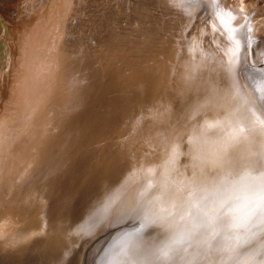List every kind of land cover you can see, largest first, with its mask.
<instances>
[{"label":"bare ground","instance_id":"1","mask_svg":"<svg viewBox=\"0 0 264 264\" xmlns=\"http://www.w3.org/2000/svg\"><path fill=\"white\" fill-rule=\"evenodd\" d=\"M202 1L189 14L177 0H6L14 9L0 11V264H80L83 242L86 264H117L127 236L92 243L101 225L87 228L99 217L101 227L134 218L129 234L150 240L162 229L143 228L141 209L202 173L226 177L213 205L215 243L180 234V254L162 264H264V216L249 204L264 182V0ZM242 35L258 66L238 90L228 73ZM82 60L94 86L77 85ZM92 208L100 216L86 225Z\"/></svg>","mask_w":264,"mask_h":264},{"label":"snow or ice","instance_id":"2","mask_svg":"<svg viewBox=\"0 0 264 264\" xmlns=\"http://www.w3.org/2000/svg\"><path fill=\"white\" fill-rule=\"evenodd\" d=\"M195 2L196 0H192V3ZM233 43L236 46L234 57L238 60L240 44L235 39ZM262 104H264V97H262ZM225 181L226 177L223 175L209 176L202 173L199 181L192 180L179 187L165 186L154 202L150 201L141 209L143 223L149 227L160 226L162 231L155 233L150 240H145L141 232L129 234L126 238L128 249L117 264H162V260L171 259L180 254L177 248L180 234H183L185 240L195 239L197 246L200 244L212 246L215 243L213 233H218V229L212 228V225L219 223L220 219L215 214L216 209L213 205L223 192L228 191ZM177 198L180 200L181 211L173 214L170 208L176 206ZM166 203L167 206H165ZM249 204L252 215L259 212L261 216H264V182L261 183L258 193ZM153 207L156 211L150 215ZM133 210L136 209L133 208ZM232 251L238 254L235 247Z\"/></svg>","mask_w":264,"mask_h":264},{"label":"water","instance_id":"3","mask_svg":"<svg viewBox=\"0 0 264 264\" xmlns=\"http://www.w3.org/2000/svg\"><path fill=\"white\" fill-rule=\"evenodd\" d=\"M177 1H179L180 5H182L184 7L183 11H185V12H187L189 14L191 13V10L193 8L191 6V4H194V3H192V0H177ZM198 1L201 2L202 0H196L195 3H200ZM202 4L204 5L205 3L203 2ZM133 6L139 11L138 7H136L135 5H133ZM128 8L129 7L126 8V6L123 7V10L126 11V14H128V11H127ZM213 9H214V4L212 6H206V8L204 7V9H202L200 12H198V16H200V20L201 21L205 20L208 17L209 13L211 11H213ZM143 11H145V10H142V13H140V12H137V13L141 14L143 16ZM132 15L134 16V19H135V16H137V15H134L133 13H132ZM140 17L141 16H138L136 18L140 20L141 19ZM127 18L130 20L131 16H128ZM193 20L194 19H192V21H190V22L193 23ZM124 30H126V29H124ZM98 34H99V32H98ZM89 36H90L89 40L94 42L93 41V36H92V34L90 32H89ZM111 38H112V36L109 37V39H111ZM109 39H106V40H109ZM239 39L241 40V44H242V47H241V50H240V54H239L240 63L238 65L234 75L231 74V72L228 71L229 72L228 74L230 76L228 78H230V82H232L234 85H236L238 87V90H241V87H239V86L244 83L243 82V81H245L244 79H248V77H250L251 75L254 74V72L256 71L255 69H257L258 65H253V63H252V61H253L252 60L253 59V57H252V47H251V44H250L251 41H252V38L249 35H242ZM249 41H250V43H249ZM91 66L88 68V64L85 63V60H82L79 63V65H78V69H79L80 73L78 71L74 72L76 75L78 74V76H79V78L77 79V85L79 86V88L80 87H82V88L84 87V82L85 81L89 82L90 84L92 83L91 86H94L95 78L91 77L92 76L91 73H90ZM80 78H81V80H80ZM78 81H79V83H78ZM241 111H243L244 114L246 113V116H247L246 118H248V119H250L252 121H253V118H258V116L260 114L259 113L260 112L259 109L256 108V107H253L252 105L242 104ZM94 199L95 198L91 199V202L94 201ZM99 207H101V206H99ZM89 211L90 212H88L86 214V216L83 217L81 215V217H83V219L85 220L86 225L89 224L91 222V220H93L94 218L100 216V213H101V211H99V213H97L96 216L94 217L95 212L97 210L92 208V209H89ZM100 225L102 226V217H99L87 229H88V231L89 230L91 231L92 229L94 230L96 227H98ZM101 226H100L101 230L98 231V233L95 235V237L93 239L94 241L92 243H95L96 241H98V242L100 241L99 243L105 244V243H107V241H109L111 239H119V238H122V237L124 238V237L128 236V234L130 232H132L133 230H135L137 228L136 226H138V222H136V219H134V218H127V220L115 221L113 223H110V224L106 225L105 227H101ZM145 227H146V225L143 226V228H145ZM92 231H91V234L94 232V231L93 232ZM84 233H86V232H84ZM178 240H181V242H179L178 245H184L185 242L182 240L180 235H178ZM90 246H91L90 244H86L85 245L84 242L81 244V247L79 248L78 251L82 250L84 247H85L86 250L84 251V256L81 255L80 264L81 263L82 264H86L87 263L86 254H87L88 249H89ZM78 264H79V262H78Z\"/></svg>","mask_w":264,"mask_h":264},{"label":"rangeland","instance_id":"4","mask_svg":"<svg viewBox=\"0 0 264 264\" xmlns=\"http://www.w3.org/2000/svg\"><path fill=\"white\" fill-rule=\"evenodd\" d=\"M13 3H10V5H9V3H6V0H1L0 1V11H2V9H4V8H6V7H11V9L13 10L14 8H12L13 7ZM3 7V8H2ZM4 11H5V9H4ZM7 11V10H6ZM6 13H8V11L6 12ZM6 15V14H5ZM3 20H5V19H3ZM1 22H3L2 21V19L0 18V32H2V34H0V36H4V33H3V30H4V28H3V25H2V23ZM2 28V29H1Z\"/></svg>","mask_w":264,"mask_h":264}]
</instances>
